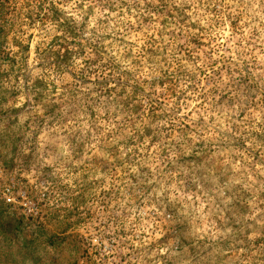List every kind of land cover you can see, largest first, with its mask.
<instances>
[{
  "label": "clouds",
  "instance_id": "obj_1",
  "mask_svg": "<svg viewBox=\"0 0 264 264\" xmlns=\"http://www.w3.org/2000/svg\"><path fill=\"white\" fill-rule=\"evenodd\" d=\"M0 27V201L35 200L47 264H264V0H8Z\"/></svg>",
  "mask_w": 264,
  "mask_h": 264
},
{
  "label": "rangeland",
  "instance_id": "obj_2",
  "mask_svg": "<svg viewBox=\"0 0 264 264\" xmlns=\"http://www.w3.org/2000/svg\"><path fill=\"white\" fill-rule=\"evenodd\" d=\"M8 3V0H3V2H0V20L4 19L5 14V5ZM6 22V21H5ZM5 37L6 33L4 32L3 27H0V62L2 61H10L12 63H15L14 60L8 55V52L5 50ZM27 75H25L26 77ZM243 83V81H241ZM240 85H237L239 87ZM246 86V85H245ZM2 99V97H0ZM4 115H11V113H3L0 112V116ZM13 192L16 195V200L23 201L18 206H12L3 203V206L6 208V211L9 213L10 216L15 217L22 221V234L25 236H30L31 240L33 242L27 240V246L22 247L20 251H27L32 256L31 258H23L22 256L19 257H8L5 258L4 255H2L1 263L2 264H47V258L42 255V248L40 244V235L32 226V217L33 215H39V206L35 202L34 199H25L26 197H29V192L25 191L24 189H13ZM57 239L55 237L52 238V240ZM8 249V248H7ZM5 248V252H8ZM55 259L54 257L52 258Z\"/></svg>",
  "mask_w": 264,
  "mask_h": 264
},
{
  "label": "trees",
  "instance_id": "obj_3",
  "mask_svg": "<svg viewBox=\"0 0 264 264\" xmlns=\"http://www.w3.org/2000/svg\"><path fill=\"white\" fill-rule=\"evenodd\" d=\"M28 79V76L25 77V80ZM22 221L12 217L6 211V208L3 206L2 201H0V260L2 255L5 258L8 257H19L31 258L32 256L29 252L20 251L22 247L27 246V240L33 242L30 236H25L22 234ZM53 237H50L48 242L55 243L57 239L52 240ZM5 248L8 252H5ZM0 264L1 261H0Z\"/></svg>",
  "mask_w": 264,
  "mask_h": 264
}]
</instances>
